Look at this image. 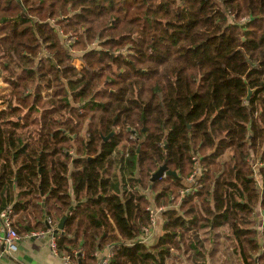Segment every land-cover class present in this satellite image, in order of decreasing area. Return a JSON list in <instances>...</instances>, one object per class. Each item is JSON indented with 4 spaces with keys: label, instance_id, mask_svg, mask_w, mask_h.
<instances>
[{
    "label": "trees",
    "instance_id": "1",
    "mask_svg": "<svg viewBox=\"0 0 264 264\" xmlns=\"http://www.w3.org/2000/svg\"><path fill=\"white\" fill-rule=\"evenodd\" d=\"M0 72V214L43 235L65 217L58 255L80 264H205L223 228L236 264H264V0H0ZM147 192L170 203L152 248Z\"/></svg>",
    "mask_w": 264,
    "mask_h": 264
},
{
    "label": "crops",
    "instance_id": "2",
    "mask_svg": "<svg viewBox=\"0 0 264 264\" xmlns=\"http://www.w3.org/2000/svg\"><path fill=\"white\" fill-rule=\"evenodd\" d=\"M3 88L6 86H2ZM2 108V106H0ZM257 181L259 182L258 186L260 187L261 183L257 176ZM15 198L17 197V194L19 193L18 190H15L14 192ZM150 196V198L148 197ZM147 196V200H152L153 196L150 194ZM18 199V198H17ZM9 210L10 214L9 217H11V220H13V225L15 226V230L19 234V241L17 243V251L12 254L8 255L5 252V247L0 245V264H63L61 258L62 256H54L50 250H49V237L46 234H41L42 229L39 228L35 230V227H38L37 224H39V218L38 220L34 218L31 211L28 212H13L11 207L6 208L5 211ZM254 210V213L252 214V223H255L256 231H257V237L260 240L261 239V233H260V226L261 222L264 220V211L261 210L260 205L256 206ZM25 218L23 221V225L20 224L19 221ZM156 225L152 230L149 232L147 237L144 240V244L147 248H152L155 246L159 236L161 235L162 231V221L161 217L157 215L156 219ZM45 223V220L42 221V223ZM55 223V222H54ZM57 224H59L57 222ZM44 228L46 226V223L43 224ZM48 226V224H47ZM220 231L226 232L227 229H219L217 230V234L220 233ZM33 233H39V234H33ZM3 235L2 227H1V220H0V237ZM140 239V238H139ZM262 244V240H260ZM217 245H212L210 247V251H208L206 256V263L210 264L213 260L209 257L210 252L213 250L218 254L217 248L222 246V242H220L219 237L217 238V241L215 242ZM109 250V249H108ZM108 250L102 251L97 255V263H99L100 259L103 255H105ZM83 259V258H81ZM215 259V258H214ZM73 264H80L72 260Z\"/></svg>",
    "mask_w": 264,
    "mask_h": 264
},
{
    "label": "built area",
    "instance_id": "3",
    "mask_svg": "<svg viewBox=\"0 0 264 264\" xmlns=\"http://www.w3.org/2000/svg\"><path fill=\"white\" fill-rule=\"evenodd\" d=\"M58 32V31H57ZM59 34H61V32H58ZM71 39L69 37V39L67 40L66 38V42L67 44L71 43ZM195 162V160H193ZM197 162V161H196ZM196 174V177H195ZM198 172L196 171V173L192 174L189 179L187 180L186 183V191H181V196L183 195H187V194H193L195 192L196 189L199 188V186L197 185V176ZM149 211V209H147ZM164 209H159L158 212H150V225L148 228L143 230V236L139 239V242L143 243L145 238L147 237V235L149 234V232L152 230L154 224H155V217L156 215L158 216H162ZM10 211H4L0 214V220H1V227H2V232L3 235L0 237V245L5 247V252L8 255H12L17 251V243L19 241V236L16 234V232L11 228V223H10V217H9ZM50 222H48V231L46 233V235L49 237V250L50 252L54 255V256H59L58 255V251H57V247H56V238H57V233H59L60 231L56 232L57 227L55 228V226H50L49 224ZM260 233H264V220L261 222V226H260ZM113 258V254L112 252H107L105 255L102 256V258L100 259L98 264H111V260ZM63 264H73L70 257L68 256H62L61 258Z\"/></svg>",
    "mask_w": 264,
    "mask_h": 264
},
{
    "label": "rangeland",
    "instance_id": "4",
    "mask_svg": "<svg viewBox=\"0 0 264 264\" xmlns=\"http://www.w3.org/2000/svg\"><path fill=\"white\" fill-rule=\"evenodd\" d=\"M58 32H60V31H58ZM71 35L72 34H70L69 36L66 35L65 38H67V40L69 39V37L73 38V36H71ZM70 52H71V54H76V51L73 49H71ZM74 64L76 66H79L78 62H75ZM4 85L5 84L1 80V72H0V94L7 92L9 89V87L7 85H5L6 88L5 87L3 88L2 86H4ZM3 107L4 106H2V108L1 107L0 108L3 109ZM122 144H124V143H122ZM194 163H195L194 166L198 167V162H196V160ZM258 166H260V165L259 164H252L253 171L255 172L254 176L256 178L257 184H259V182L257 181L258 174H257V170H256V168ZM157 170H158V168H157ZM155 172H153L152 174H154ZM151 176H150V180H149L150 184H151ZM189 177L186 179V181L189 179ZM162 178H164V176ZM180 192L178 193L179 197L181 196ZM148 195H149V193L147 192L146 196H148ZM148 197L150 198V196H148ZM179 197H177V199H173V196L170 197V199L173 200L171 206H174V204L178 201ZM152 200H153V198H152ZM149 202H150V205L146 209H149V211H151V212H158L159 209H161V208L164 209V207L168 206V205L170 206V203H169L167 205H159V207H158L153 203V201L150 200ZM160 217L162 220V216H160ZM156 219H157V215L155 217V224H154L153 228L156 225V222H157ZM251 219H252V216H251L250 220ZM199 236H200V238L203 239V235L200 232H199ZM218 237H219L220 242H222V246L217 248L218 254H216V252L214 251L215 254H213V255H215V259L212 260L210 264H236L237 254H236L234 244L232 243L233 240L230 238L231 235L228 232L226 233V232L220 231V233L217 234L216 238H214L213 233L209 234L208 235V241L207 242L203 241L206 249H208L210 251V247L212 245H214V246L217 245L215 242L217 241ZM183 250L184 249L182 248L181 253H176V251L174 249H171V255L166 259L167 264H190V263H187V260L185 259L190 253H184ZM206 256H207V254H206Z\"/></svg>",
    "mask_w": 264,
    "mask_h": 264
},
{
    "label": "water",
    "instance_id": "5",
    "mask_svg": "<svg viewBox=\"0 0 264 264\" xmlns=\"http://www.w3.org/2000/svg\"><path fill=\"white\" fill-rule=\"evenodd\" d=\"M251 94H252V91L248 89V90H247V95H246V99H245V101H248V99H249V97L251 96ZM113 134H114V131H112L107 137H105V138L103 139V141H104V142L108 141V139H109ZM164 142H165V140H164ZM163 176H173V177H176V173H175V172H170V171H168L167 168H166V166L163 165V166H161L160 168H158V170H157L154 174H152V176H151V183H154L156 180L162 178ZM64 221H65V217H63V218L60 220V222H59V224H58V226H57V230L55 231V233L58 232V231H60V230H62V228H63V224H64Z\"/></svg>",
    "mask_w": 264,
    "mask_h": 264
}]
</instances>
